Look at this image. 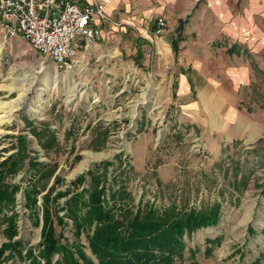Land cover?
<instances>
[{"label": "rangeland", "instance_id": "obj_1", "mask_svg": "<svg viewBox=\"0 0 264 264\" xmlns=\"http://www.w3.org/2000/svg\"><path fill=\"white\" fill-rule=\"evenodd\" d=\"M81 45L80 64L66 72L42 58L22 37L9 39L0 30V162L17 152V137L25 135L31 156L57 167L54 177L36 181L42 189L38 212L28 207L26 190L30 179H35L29 167L8 179L21 187L16 195L13 241H21L23 249L22 256L7 251L3 264H31L25 256L29 249L38 255L43 197L56 176L60 178L56 190L65 191L82 174L101 173L106 162L112 166L105 187L114 192L123 184L135 211L144 204L162 209L179 202L182 195L184 199L191 195L189 208H199L207 200L223 204L220 224L195 233L187 241L192 252L187 250L184 261L177 264H264V196L257 189L264 180V142L246 149L224 146L215 159L206 142L190 134L181 109L169 104L160 76L149 75L139 66L141 58L123 57L113 49L96 51L95 43ZM29 122L38 128L49 126L57 146L43 149L30 133ZM233 167H239L236 181L230 171ZM243 172L248 173L247 186H242ZM90 181L88 177L85 188ZM235 183L240 191L234 189ZM69 198L52 202L54 214L59 212L66 222L63 227L54 217L57 234L64 235L63 244L80 242L98 264L86 236L75 239L72 220L61 210ZM6 228L0 223V248L10 242ZM60 258L55 255L53 263Z\"/></svg>", "mask_w": 264, "mask_h": 264}, {"label": "crops", "instance_id": "obj_2", "mask_svg": "<svg viewBox=\"0 0 264 264\" xmlns=\"http://www.w3.org/2000/svg\"><path fill=\"white\" fill-rule=\"evenodd\" d=\"M106 11L95 50L141 58L139 66L160 76L169 104L215 159L224 146H259L264 0H112ZM158 19L166 23L160 35Z\"/></svg>", "mask_w": 264, "mask_h": 264}, {"label": "trees", "instance_id": "obj_3", "mask_svg": "<svg viewBox=\"0 0 264 264\" xmlns=\"http://www.w3.org/2000/svg\"><path fill=\"white\" fill-rule=\"evenodd\" d=\"M28 124L30 133L43 149L50 150L57 146V136L49 126L42 125L38 128L31 122ZM17 140V152L0 162V223L7 226L5 235L10 239L9 243L0 248V264L4 263L7 251L22 256L23 249L21 241H13L17 236V215L14 212L16 195L21 187L8 182V179L16 177L23 169L29 167L36 180L30 179L31 187L26 190V197L28 207L38 212L37 196L42 189L36 185V181L50 179L57 171V167L40 163L31 156L27 136L20 135ZM263 142L264 140L259 141V145ZM110 166L112 163L106 162L101 173L90 170L82 174L72 181L65 191L56 190L60 178L55 177L54 184L43 197L41 248L38 255L33 249L27 250L25 255L31 264H41L42 261L45 264H54L55 255L61 256L56 264H94L80 242L63 244L64 235L57 234L54 217L63 227L66 222L59 212L54 214L52 202H58L62 198L70 197L61 210L66 211L65 217L72 220L75 239L80 241L83 234L86 236L88 248L98 264H177L184 261L186 251L190 250L187 241L191 240L195 233L220 224L223 204L216 200H207L199 208H189L191 195L185 199L182 195L179 202L173 201L162 209L144 204L135 211L129 205L131 194L123 184L114 192L105 187L104 180ZM230 171L236 181L239 177V167L230 168ZM88 177L91 180L90 187L85 188ZM247 178L248 173L243 172L242 186H247ZM234 189L240 191L241 186L235 183ZM257 189H261L264 196V180L257 183ZM250 230L253 234V229ZM211 242L212 240L206 241Z\"/></svg>", "mask_w": 264, "mask_h": 264}, {"label": "built area", "instance_id": "obj_4", "mask_svg": "<svg viewBox=\"0 0 264 264\" xmlns=\"http://www.w3.org/2000/svg\"><path fill=\"white\" fill-rule=\"evenodd\" d=\"M109 1L82 5L77 0H0V30L9 39L22 37L42 58L71 72L81 62V42L87 47L99 38ZM165 26L158 19L156 33L160 35Z\"/></svg>", "mask_w": 264, "mask_h": 264}, {"label": "bare ground", "instance_id": "obj_5", "mask_svg": "<svg viewBox=\"0 0 264 264\" xmlns=\"http://www.w3.org/2000/svg\"><path fill=\"white\" fill-rule=\"evenodd\" d=\"M34 113V112H33Z\"/></svg>", "mask_w": 264, "mask_h": 264}]
</instances>
